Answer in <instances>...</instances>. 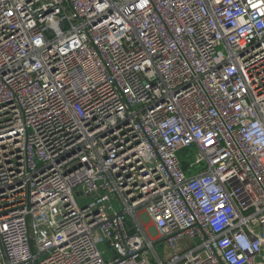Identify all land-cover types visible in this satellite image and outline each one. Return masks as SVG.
I'll return each mask as SVG.
<instances>
[{"label":"built area","instance_id":"obj_1","mask_svg":"<svg viewBox=\"0 0 264 264\" xmlns=\"http://www.w3.org/2000/svg\"><path fill=\"white\" fill-rule=\"evenodd\" d=\"M0 264H264V0H0Z\"/></svg>","mask_w":264,"mask_h":264},{"label":"rangeland","instance_id":"obj_2","mask_svg":"<svg viewBox=\"0 0 264 264\" xmlns=\"http://www.w3.org/2000/svg\"><path fill=\"white\" fill-rule=\"evenodd\" d=\"M181 153H182V156H183V157H185V155H187V152H186V151L181 152ZM188 158H189V157H187V159H188ZM191 158H193V155H191ZM198 169H199V168H198ZM198 169H197V170H198ZM197 170H196V171H197ZM194 172H195V171H194ZM77 199H78L79 204L82 205V206H83V205H86V204L89 203V201H90V198H85V197H83V196H78ZM130 221H132V220H130ZM32 233H33V235H35L34 229H32ZM164 246H165V245H163V246H159V247H158V250L160 251L159 253L162 254V256L165 255L166 257H168L170 251H169L168 248H166V247H164ZM100 250L103 252V254H104V258H105L106 260H108V259H110V258L113 257V255H112V253H111V250L107 247L106 244H101V245H100ZM163 257H164V256H163Z\"/></svg>","mask_w":264,"mask_h":264},{"label":"crops","instance_id":"obj_3","mask_svg":"<svg viewBox=\"0 0 264 264\" xmlns=\"http://www.w3.org/2000/svg\"><path fill=\"white\" fill-rule=\"evenodd\" d=\"M164 247H165V246H164ZM169 255H170V253H169ZM163 256H164V259L167 258L165 255H163Z\"/></svg>","mask_w":264,"mask_h":264}]
</instances>
